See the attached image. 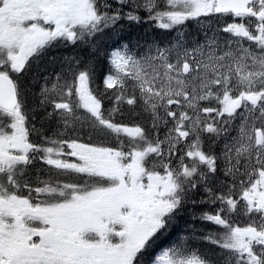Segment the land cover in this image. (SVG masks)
<instances>
[{"label":"snow or ice","instance_id":"6c2138e0","mask_svg":"<svg viewBox=\"0 0 264 264\" xmlns=\"http://www.w3.org/2000/svg\"><path fill=\"white\" fill-rule=\"evenodd\" d=\"M0 264H264V0H0Z\"/></svg>","mask_w":264,"mask_h":264},{"label":"trees","instance_id":"16d2710c","mask_svg":"<svg viewBox=\"0 0 264 264\" xmlns=\"http://www.w3.org/2000/svg\"><path fill=\"white\" fill-rule=\"evenodd\" d=\"M186 31H188L191 34H195V32L193 33L189 29ZM123 36H124V39L129 41L132 45L140 44L141 46H143L145 41H149L152 39H158L161 41H165V40H170L174 37L173 31L171 30H167V29L164 30V29L157 28L155 26H149L148 24L141 25L137 23L126 24L124 27ZM75 54L85 55V52L80 49L74 50L72 45L69 44L68 47H60L53 53V55H57V56H70V55H75ZM105 67L106 65H101V71H103ZM188 222L189 221L187 217H184L181 219V225L183 226L181 232L188 231V229L185 228V224ZM198 224H199L198 228H203L205 233H207L208 231L215 230L214 228L215 226H212V225L208 226L207 224L201 223V222H198ZM179 232L180 230H176V232L169 239L175 240L177 236L179 235ZM198 244L203 249L212 247L206 241H198Z\"/></svg>","mask_w":264,"mask_h":264},{"label":"flooded vegetation","instance_id":"af4514ba","mask_svg":"<svg viewBox=\"0 0 264 264\" xmlns=\"http://www.w3.org/2000/svg\"><path fill=\"white\" fill-rule=\"evenodd\" d=\"M43 179H47V177H42Z\"/></svg>","mask_w":264,"mask_h":264}]
</instances>
